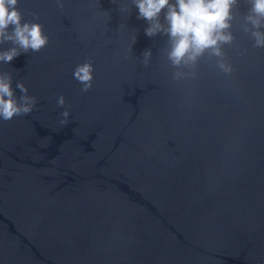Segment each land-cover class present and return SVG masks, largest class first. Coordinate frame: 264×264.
<instances>
[{
	"label": "water",
	"instance_id": "water-1",
	"mask_svg": "<svg viewBox=\"0 0 264 264\" xmlns=\"http://www.w3.org/2000/svg\"><path fill=\"white\" fill-rule=\"evenodd\" d=\"M123 2L19 0L50 42L0 64L38 101L0 120V264H264V49L238 19L248 53L225 46L232 75L205 58L175 82L167 37ZM88 58L81 92L73 71Z\"/></svg>",
	"mask_w": 264,
	"mask_h": 264
},
{
	"label": "clouds",
	"instance_id": "clouds-1",
	"mask_svg": "<svg viewBox=\"0 0 264 264\" xmlns=\"http://www.w3.org/2000/svg\"><path fill=\"white\" fill-rule=\"evenodd\" d=\"M55 3L59 9H64L65 0H55ZM244 3L247 5V12L244 14L239 11L240 0H124L120 11L128 13L135 6L139 10L137 18L148 22V27L144 30L148 37L158 34L167 37L163 51L174 69L171 78L175 82H181L197 79L200 63L205 58L218 75H232L235 69L225 46L235 45L236 37L232 29L238 19L241 30L251 39L252 47L264 49V0H244ZM32 15L34 21L39 20L38 14ZM34 21L24 19L19 0H0V45H12L0 49V64H9L22 53H38L48 46L50 37L45 33L44 26ZM135 40L134 35L133 43ZM131 50L132 47L129 51ZM234 52L237 56H244L248 49L235 46ZM151 58V50L146 49L142 53L141 64L148 67ZM94 71V61L91 58L74 68L73 78L81 85V92L92 89ZM12 85V74L0 71L2 121L32 113L38 102L35 96L29 95V89L22 80L15 85L20 96L15 94ZM56 104L65 109L60 114L62 119L59 124L67 125L70 111L63 95L56 97Z\"/></svg>",
	"mask_w": 264,
	"mask_h": 264
}]
</instances>
